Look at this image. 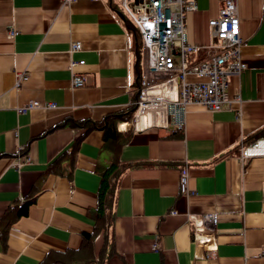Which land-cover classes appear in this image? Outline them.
<instances>
[{
  "label": "crops",
  "instance_id": "1",
  "mask_svg": "<svg viewBox=\"0 0 264 264\" xmlns=\"http://www.w3.org/2000/svg\"><path fill=\"white\" fill-rule=\"evenodd\" d=\"M196 4L184 27L204 52L219 0ZM236 6L245 68L228 77L229 103L214 112L187 105L179 130L163 107L138 110L141 91L158 80L144 69L141 37L120 0H0V264H44L48 253L79 250L112 159L100 127L131 107L116 125L129 137L117 153L126 168L110 231L96 234L87 261L75 264H264V157L241 158L264 138V0ZM33 101L39 106L17 113ZM181 169L192 194L180 192ZM205 213L217 218L212 259L187 220Z\"/></svg>",
  "mask_w": 264,
  "mask_h": 264
},
{
  "label": "built area",
  "instance_id": "2",
  "mask_svg": "<svg viewBox=\"0 0 264 264\" xmlns=\"http://www.w3.org/2000/svg\"><path fill=\"white\" fill-rule=\"evenodd\" d=\"M72 1L74 0H63L65 5ZM236 1L219 0L217 17L208 21L212 46L209 45L203 52V48L187 42L184 27L186 15L197 9L196 0H120V7L141 37L144 69L158 80L156 84L141 91L138 107L140 112L163 107L169 124L180 130L187 105L196 103L214 112L229 103L228 77L245 68L239 54L242 40ZM13 34L10 31V35ZM71 49L80 50V44H72ZM189 54L201 56L189 63L186 58ZM204 57L207 61H202ZM77 64H83V61ZM188 73L201 80L187 82L185 76ZM18 77L23 78L21 75ZM72 83L74 87H80L85 79L75 75ZM44 104L45 107L55 106L52 103ZM37 106V102H29L17 113L23 114ZM254 157H264V138L242 148L243 161ZM28 161L27 158L26 162ZM179 189L182 194H192L187 188L186 169L180 171ZM170 213L175 214L174 211ZM187 220L193 223L195 244L204 249L207 259H212L217 248L213 234L217 224L216 215L192 214ZM153 241L152 250L158 252V239L154 237Z\"/></svg>",
  "mask_w": 264,
  "mask_h": 264
},
{
  "label": "trees",
  "instance_id": "3",
  "mask_svg": "<svg viewBox=\"0 0 264 264\" xmlns=\"http://www.w3.org/2000/svg\"><path fill=\"white\" fill-rule=\"evenodd\" d=\"M139 67V66H138ZM134 112L131 107L125 114L119 113L107 117L105 125L100 128L103 131V146L107 147L112 152V159L108 166L101 171V182L96 191V207L91 211V215L95 221V226L92 233H82V242L79 250L66 251L64 253H48L44 264H75L76 262H85L89 257L87 253L91 251V244L96 234H103L107 239V234L112 225V212L115 200V193L119 177L125 170L126 166L119 163L117 156L121 147L127 143L129 135H122L117 132L116 125L120 121L129 119L130 114ZM87 130L97 128L92 123H82ZM26 203L22 206L20 212L26 208Z\"/></svg>",
  "mask_w": 264,
  "mask_h": 264
},
{
  "label": "bare ground",
  "instance_id": "4",
  "mask_svg": "<svg viewBox=\"0 0 264 264\" xmlns=\"http://www.w3.org/2000/svg\"><path fill=\"white\" fill-rule=\"evenodd\" d=\"M160 92V91H159ZM157 95H159L158 93H157ZM148 114V113H151V114H155V115H158V113H157V110L156 109H154V110H149V109H147V110H144L143 111V114L145 115V114Z\"/></svg>",
  "mask_w": 264,
  "mask_h": 264
},
{
  "label": "rangeland",
  "instance_id": "5",
  "mask_svg": "<svg viewBox=\"0 0 264 264\" xmlns=\"http://www.w3.org/2000/svg\"><path fill=\"white\" fill-rule=\"evenodd\" d=\"M187 61L190 63L192 61V59L190 58V56L187 57Z\"/></svg>",
  "mask_w": 264,
  "mask_h": 264
}]
</instances>
